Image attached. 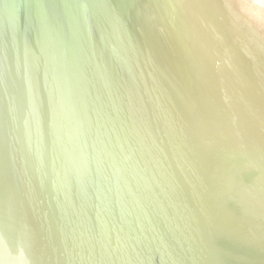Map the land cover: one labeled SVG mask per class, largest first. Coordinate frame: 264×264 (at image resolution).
Wrapping results in <instances>:
<instances>
[{
    "label": "water",
    "instance_id": "water-1",
    "mask_svg": "<svg viewBox=\"0 0 264 264\" xmlns=\"http://www.w3.org/2000/svg\"><path fill=\"white\" fill-rule=\"evenodd\" d=\"M0 264H264V0H0Z\"/></svg>",
    "mask_w": 264,
    "mask_h": 264
}]
</instances>
